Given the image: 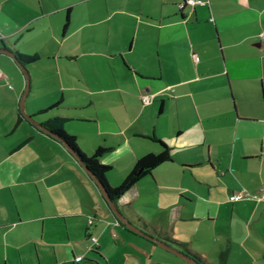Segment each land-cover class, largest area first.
<instances>
[{"label":"crops","instance_id":"1","mask_svg":"<svg viewBox=\"0 0 264 264\" xmlns=\"http://www.w3.org/2000/svg\"><path fill=\"white\" fill-rule=\"evenodd\" d=\"M0 47L38 56L24 65L47 98L28 89L25 112L107 148L111 185L165 143L171 160L116 201L133 224L208 264H264V201L228 198L264 190V0H0ZM0 70V264H192L116 220L65 145L19 117L11 55Z\"/></svg>","mask_w":264,"mask_h":264},{"label":"trees","instance_id":"2","mask_svg":"<svg viewBox=\"0 0 264 264\" xmlns=\"http://www.w3.org/2000/svg\"><path fill=\"white\" fill-rule=\"evenodd\" d=\"M65 27H66V23L64 24V28ZM13 53H14V60L22 64L30 63L38 58L37 55H27V54L20 53L18 51H14ZM57 104L58 102L51 104L48 108L40 110L38 114L45 112L47 109ZM20 116L23 117L21 112L19 113V117ZM64 121H65V118L63 117H53V118L46 120L45 122L41 124L44 125L49 130V132H45L46 134H48L50 137L54 139L61 141L65 145L67 150L76 158V160L96 177V179L99 181L100 185L103 187L108 197L115 202L121 195H123L127 190H129L130 187L138 179H140L144 175L150 174L152 169L156 167L157 165L171 160L170 153L168 151L167 146L161 140H158V142L163 146V149L159 152H148L142 155L141 157H138L135 160L133 167L127 173V175L123 178V180L119 184L113 186L108 182L107 177H106V174L110 169V165L101 163L99 160V157L103 153L106 152L107 148L102 147V146H97L95 150L92 152V154L87 155L77 145L75 141V136L67 133L64 130L63 128ZM101 196L103 197V199H105L102 193H101ZM119 223L129 232H132L133 234H138L126 228V226L123 223L121 222ZM187 254H189L191 257L195 259H198L202 263L208 264L203 259H201L199 256L195 255L194 253L190 251H187Z\"/></svg>","mask_w":264,"mask_h":264},{"label":"water","instance_id":"3","mask_svg":"<svg viewBox=\"0 0 264 264\" xmlns=\"http://www.w3.org/2000/svg\"><path fill=\"white\" fill-rule=\"evenodd\" d=\"M0 52H3V53H7L9 55H11L13 58H14V53L13 51L5 48V47H0ZM17 62V61H16ZM17 64L19 65V67L21 68L24 76H25V87H24V90L20 96V99H19V110L20 112L22 113V115L27 119L29 120L30 122H32L33 124H35L39 129H41L42 131L44 132H49V130L44 126L42 125L41 123L37 122L32 115L30 114H27L25 111H24V100H25V97L27 95V92H28V89H29V75H28V72L25 68V65L20 63V62H17ZM86 172L90 175V177L92 178V180L98 184V188L100 190V192L103 194L104 196V200L107 202L108 204V207L110 208L111 212L113 213V215L115 216L116 220L123 223L126 228L150 239L151 241L157 243L158 245L162 246L163 248L167 249V250H170L171 252L175 253L176 255L180 256L182 259H186L188 260L189 262H191L192 264H205V263H202L201 261H199L198 259H195L193 257H191L189 254L177 249L176 247L172 246L170 243H168L167 241L165 240H162V239H159L153 235H151L150 233L144 231L142 228L138 227L137 225L133 224L124 214L123 212L118 208L117 204L115 201H113L112 199H110L108 197V195L105 193L103 187L100 185L99 181L96 179V177L90 172L88 171L85 167H83Z\"/></svg>","mask_w":264,"mask_h":264},{"label":"built area","instance_id":"4","mask_svg":"<svg viewBox=\"0 0 264 264\" xmlns=\"http://www.w3.org/2000/svg\"><path fill=\"white\" fill-rule=\"evenodd\" d=\"M185 4L189 5V6H195V5H206L207 4V0H184ZM3 78V74L0 70V81ZM8 86H10L8 84ZM230 201H238L241 199H252V200H263L264 201V190H261L259 192H255V193H249L248 191L241 189L235 192H232L229 194L228 196ZM91 222V221H89ZM93 241H95V238H92ZM75 260H79L82 259V255H76L74 257Z\"/></svg>","mask_w":264,"mask_h":264},{"label":"rangeland","instance_id":"5","mask_svg":"<svg viewBox=\"0 0 264 264\" xmlns=\"http://www.w3.org/2000/svg\"><path fill=\"white\" fill-rule=\"evenodd\" d=\"M39 62V61H38ZM27 72H28V75H29V81H30V72L29 70L27 69V67L25 66ZM37 87H35V84H29V90L32 88V91H31V95L33 94V92L36 94L37 97H46L47 98V84H36ZM36 89V90H35ZM29 92V91H28ZM28 94V93H27ZM30 95V96H31ZM25 101H26V97H25V100H24V107H25ZM25 109V108H24ZM25 111V110H24ZM68 133V132H67ZM70 134V133H69ZM72 135V134H71ZM95 150V149H94ZM85 153V152H84ZM87 155H90L91 153H86ZM154 208H150L149 211L152 213H154ZM145 211V210H143ZM174 238V237H173ZM144 239V238H143Z\"/></svg>","mask_w":264,"mask_h":264}]
</instances>
